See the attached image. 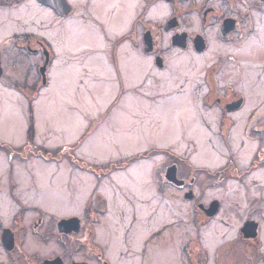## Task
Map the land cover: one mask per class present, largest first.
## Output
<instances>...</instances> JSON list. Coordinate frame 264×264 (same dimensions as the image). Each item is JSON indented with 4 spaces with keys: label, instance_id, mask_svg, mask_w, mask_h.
<instances>
[{
    "label": "flooded vegetation",
    "instance_id": "1",
    "mask_svg": "<svg viewBox=\"0 0 264 264\" xmlns=\"http://www.w3.org/2000/svg\"><path fill=\"white\" fill-rule=\"evenodd\" d=\"M105 1L111 0L98 2L100 8L106 4ZM140 1L144 4L137 15L140 20L130 24L122 22L124 32L129 29L127 35L132 49L139 50L141 54L139 58L130 53L135 56L133 69L146 65L144 59L149 58L154 70L163 73L170 68L171 53H190L194 58L191 73L197 67L211 62L201 76V84L194 86L188 96L175 98L178 102L182 99L189 101V108L179 107L178 110L185 117L182 125L186 124L190 130L188 137L196 145V157L205 165H196L194 152L182 154L174 148L159 151L164 163L156 172L154 193L162 198L167 188L177 192L172 206L163 204L161 211L165 208L172 211L175 204H188L187 217L178 218L181 221L178 226L182 224V227L177 230L185 233L168 234L165 233L167 227L163 226L161 230L142 239L140 237L144 230L139 221L132 235L139 247L135 251L129 243V237L136 217L133 220L130 218L119 242L118 230L127 217L122 208L127 210L128 205L133 206L134 216L135 212H143L144 201H140L137 207L126 196V190H137L141 194L138 197L142 198L145 197L144 193H151L148 189H116L122 195V204L118 197L113 196L110 202L106 192L112 195V189H93L85 198L79 214L65 217L59 216V213H50L44 203L27 202L31 189L23 196L19 189H14L12 174L9 173V189L5 192L7 201L0 198V263L153 264L150 258L155 257V264H264V101L256 102L261 92L264 95V85L259 84L264 75V48L251 41L259 33L264 38V0H166L167 16L156 21L147 19L153 0ZM29 2L63 23L78 11L71 0H0V12L5 9L17 11L24 6L28 8ZM134 2H129V5ZM79 6L81 19L96 25L100 38L116 46L98 19L100 15L95 9L94 0H82ZM157 6H161V3ZM111 19L114 23V18ZM89 30L91 28L87 25L78 27L84 39L87 32L92 35ZM7 40L14 49L27 50L41 57L49 55L47 50L54 47L48 37L32 31L14 32ZM214 50L223 51L224 54L211 56ZM259 61L262 62V69L257 73L255 69ZM49 62L50 56L47 66ZM112 66L118 92L106 113L112 112L115 105L121 103L120 99L130 94L141 99L160 101L159 95L151 97L147 94L146 80L123 90L125 84L116 57L113 58ZM0 69L3 73L1 52ZM229 69L235 78L225 81L230 78L226 75ZM206 115L208 120L213 121L212 125L208 123ZM31 127L32 138H28L27 132L28 142L23 152L5 144L8 146L4 152L7 154L9 171L13 169L15 159L21 160L20 156L25 153L40 160L51 159L55 163L61 162L66 155L62 149L54 152L47 150L46 153L50 155L54 153L52 158L47 159L41 155L43 152L40 154L32 151L37 145L33 143L34 127ZM80 139L77 144L83 143L84 139ZM177 142L179 145L184 144ZM206 148L210 154L205 153ZM204 157L206 161H202ZM216 162L215 167H212V163ZM201 176L204 179L202 183ZM203 189L221 193L205 200ZM80 192L77 190L75 194ZM146 198L157 202L149 195ZM72 199L76 200L77 196ZM70 203L68 201V205ZM118 209L122 212L121 218L114 217L113 212ZM174 213L177 216L181 214L180 211ZM213 225L215 227L212 229ZM226 235H229L227 241L223 239ZM170 236L176 242L175 253L165 250L169 245H174L173 237L169 239ZM101 238L107 240V243L104 244ZM28 242L38 243L39 249L29 251ZM118 242L121 248L118 251L114 248L117 251L114 258L113 247ZM213 243L215 245L210 250L209 245ZM164 244H167L164 251L156 253L152 249L160 250ZM51 248L43 252V249Z\"/></svg>",
    "mask_w": 264,
    "mask_h": 264
},
{
    "label": "rangeland",
    "instance_id": "2",
    "mask_svg": "<svg viewBox=\"0 0 264 264\" xmlns=\"http://www.w3.org/2000/svg\"><path fill=\"white\" fill-rule=\"evenodd\" d=\"M100 1L94 0L95 9L100 15L98 19L116 46L105 43L100 38L99 28L96 25L81 19L79 5L82 4V0H71L73 5L78 7V11L64 23L52 18L47 12L35 8L30 2L28 8L24 6L17 11L5 9L0 12V52L4 70L2 73L0 69V144L3 146L7 144L9 148H18L23 152L22 149L28 142V128L33 126V143L37 146L32 151L40 154L43 152L44 154L41 155L47 159L52 158L51 153H46L47 150L54 152L62 149L67 152L62 157V161L56 163L51 159L47 161L36 159L34 155L30 154V157L29 153H25L20 156L21 160L15 159L13 169L9 171L7 154L4 152L6 148L1 149L0 198L7 201L5 192L9 189L7 184L9 173L12 174L14 189H19L23 196L28 189H31L30 194L27 195L29 198L27 202L44 203L50 213H59V216L65 217L79 214L85 198L93 189H105L104 191L112 189V195L106 192L110 202L113 196L118 197L121 204L122 195L116 189H148L151 193L147 192V195L154 197L157 202L149 201L144 192L145 197L140 198L138 196L141 194L137 190H126V196L136 206L140 201H144V210L140 213L135 212L134 216L133 206L127 204L129 209L122 208L127 217L118 230L119 242L129 221L136 217L137 220L133 223L129 237V243L131 242L132 248L136 251L139 247L135 244L136 240L132 235L134 228L140 222L144 230L140 237L142 239L156 230H161L163 226L167 227L165 233L168 234L185 233L177 230L182 227V224L178 226L181 222L178 218L187 217L188 204H175L172 211L165 210L166 208L161 211L160 207L163 204L172 206L177 192L167 188L162 198L154 193L156 172L164 163L159 151L164 148H174L182 154L194 152L193 159L196 165H205V162H200L196 157L198 154L196 145L188 137L190 130L186 124L182 125L185 117L178 110L179 107L189 108V101L182 99L178 102L175 98L180 95L188 96L194 86L201 84V76L211 62L201 65L200 68L197 67L191 73L193 56L190 53H171L170 68L163 73L154 70L149 58H142L147 62L146 65L136 66L133 69L135 56L132 54L139 58L141 54L139 50L132 49L127 35L129 29L124 32L125 26L122 22H128L127 24L138 22L140 18L137 15L144 4L137 0L130 6L125 0H111L105 1L106 4L100 8L97 4ZM159 3L161 6L158 7ZM150 6L147 19L156 21L166 18L168 13L166 0H153ZM82 25L91 28L94 42H87L79 33L78 27ZM22 31H32L48 37L54 43V47L47 50L49 55L41 57L27 50L14 49L7 43L10 34ZM256 35L251 41L263 45L264 48V38L262 39L260 33ZM217 53L224 54L223 51L214 50L211 56ZM49 56V65L42 74L40 70ZM114 57L120 62L125 84L123 90L140 85L146 80L147 94L151 97L159 95L160 101L141 99L137 95L130 94L123 96L120 99L121 103L116 104L112 112L106 113L118 92L117 79L112 66ZM174 60L178 61L174 62ZM261 69L262 62L259 61L255 71L259 73ZM226 75L230 78L225 81L235 78L231 69ZM259 84L264 85V75ZM244 89L250 92L246 86ZM262 101L264 95L261 92L256 102ZM95 122L98 124L90 130L91 133L84 138L83 143L77 144L90 124ZM208 123L212 125L213 121L208 120ZM99 128L101 129L96 134ZM182 138L186 142L181 141ZM177 141L184 144L179 145ZM198 147L200 148V144ZM205 151L207 154L211 153L207 148ZM147 152L149 155L146 159L141 158L126 164L129 159ZM74 159L78 162L77 165L73 163ZM206 160V157L202 159V161ZM216 164L217 162L212 163L211 166L215 167ZM203 181L201 176L200 182ZM77 190L81 192L75 194ZM203 190L205 200L219 196L221 193L216 190ZM71 196L72 198L77 196V199L74 200ZM68 201H71L70 205ZM178 211L181 214L177 216L174 212ZM113 213L115 218L122 216L119 209L114 210ZM214 227L213 225L212 229ZM231 228L233 229V226ZM189 233L193 234L192 231ZM172 237L170 236L169 239ZM228 237L229 235H226L223 239L227 241ZM172 239L174 245H169L168 249H165L167 244L160 247V250L152 249L156 253L164 249L175 253L176 242L174 237ZM101 241L107 243L103 238ZM119 242L113 247V257L117 256V251L121 248ZM37 245L39 246L38 243L28 242L27 248L32 252L35 248L39 249ZM214 245L215 243L210 244L209 249L212 250ZM52 249H43V252ZM150 259H153L155 264V257ZM158 259L159 256L156 257V260Z\"/></svg>",
    "mask_w": 264,
    "mask_h": 264
},
{
    "label": "trees",
    "instance_id": "3",
    "mask_svg": "<svg viewBox=\"0 0 264 264\" xmlns=\"http://www.w3.org/2000/svg\"><path fill=\"white\" fill-rule=\"evenodd\" d=\"M96 124H98V122H95L94 124L91 123L90 124V127L87 129V131L85 132V134L82 135V137H81L80 140H83L86 136H88L91 133L90 130H93L94 129V126H96ZM28 138H32V127L31 126L28 129ZM4 148H8V146H6V145L3 146V145L0 144V150L1 149H4ZM64 153L67 154V152H64ZM52 155L54 156V153ZM148 155H149V152L136 155L135 158L133 157L132 159H129L126 164H129V162H133V161L138 160V159H141V158L142 159L143 158H146V157H148ZM73 163L77 165L78 162L74 159L73 160Z\"/></svg>",
    "mask_w": 264,
    "mask_h": 264
},
{
    "label": "bare ground",
    "instance_id": "4",
    "mask_svg": "<svg viewBox=\"0 0 264 264\" xmlns=\"http://www.w3.org/2000/svg\"><path fill=\"white\" fill-rule=\"evenodd\" d=\"M125 1H126V2H130V3H132V2H134L135 0H125ZM76 29H77V28H76ZM86 30H88V29H86ZM89 31H91V30H89ZM81 32H85V31H81ZM85 39H86L87 42H89V41H90V42H94L93 37H92L91 33H89V32H87V34H85ZM118 62H119V61H118ZM119 64H120V62H119ZM102 127H103V126H102ZM102 127H101V128H102ZM101 128H99V130L96 132V134L100 131ZM96 134H95V135H96ZM95 135H94V136H95ZM3 205H5L4 202H3Z\"/></svg>",
    "mask_w": 264,
    "mask_h": 264
},
{
    "label": "water",
    "instance_id": "5",
    "mask_svg": "<svg viewBox=\"0 0 264 264\" xmlns=\"http://www.w3.org/2000/svg\"><path fill=\"white\" fill-rule=\"evenodd\" d=\"M47 64H48V59L45 60L44 66H43V68L40 70V71L42 72V74L44 73V70H45V67L47 66ZM44 82H45V80H44ZM43 84H45V83H43Z\"/></svg>",
    "mask_w": 264,
    "mask_h": 264
}]
</instances>
